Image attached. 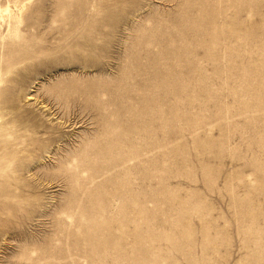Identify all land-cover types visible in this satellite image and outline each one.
I'll use <instances>...</instances> for the list:
<instances>
[{
  "label": "rangeland",
  "instance_id": "obj_1",
  "mask_svg": "<svg viewBox=\"0 0 264 264\" xmlns=\"http://www.w3.org/2000/svg\"><path fill=\"white\" fill-rule=\"evenodd\" d=\"M7 4L0 264H264V0Z\"/></svg>",
  "mask_w": 264,
  "mask_h": 264
},
{
  "label": "bare ground",
  "instance_id": "obj_2",
  "mask_svg": "<svg viewBox=\"0 0 264 264\" xmlns=\"http://www.w3.org/2000/svg\"><path fill=\"white\" fill-rule=\"evenodd\" d=\"M17 6V5H15ZM24 5L16 7V11L14 12L10 6L7 4L5 7L0 6V17L6 15L7 17V30L6 33L10 35L9 39L12 44H20L19 37L21 36V31L24 33H28L29 35L34 34L35 24L33 22H27L24 14Z\"/></svg>",
  "mask_w": 264,
  "mask_h": 264
}]
</instances>
